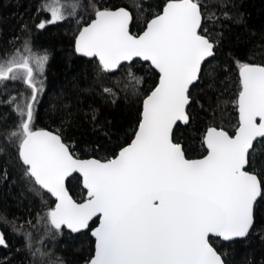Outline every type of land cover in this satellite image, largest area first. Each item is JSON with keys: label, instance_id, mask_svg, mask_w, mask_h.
<instances>
[{"label": "snow or ice", "instance_id": "obj_1", "mask_svg": "<svg viewBox=\"0 0 264 264\" xmlns=\"http://www.w3.org/2000/svg\"><path fill=\"white\" fill-rule=\"evenodd\" d=\"M77 7L78 0H45L38 12L48 11L50 18L36 27L75 15ZM129 20L124 8H97L80 29L75 50L98 57L101 73L117 70L134 57L151 61L158 70L159 82L143 100L130 144L103 162L79 160L58 135L32 130L35 103L43 90L38 77L48 55L35 52L30 40L23 42V53L17 49L0 60V82L19 81L31 90L30 97L21 93L7 101L20 117L7 139L18 142L25 175L56 198L55 207L41 218L49 233L55 235L62 226L78 232L94 217L99 219L92 233L95 254L87 264H225L209 243L210 235L224 241L245 238L255 222V204L264 196V181L245 170L254 140L264 138V66L239 64L235 135L209 127L202 142L207 155L189 160L182 146L173 143L171 132L177 122H188L189 86L198 80L202 62L213 55L214 44L198 32L199 2L167 0L138 36L130 34ZM128 80L137 88L141 83L131 71ZM104 92L114 94L110 88ZM76 171L87 190L82 203L64 186ZM25 235L31 249V234ZM0 247H7L2 232ZM32 254L42 259L47 255L39 248Z\"/></svg>", "mask_w": 264, "mask_h": 264}, {"label": "trees", "instance_id": "obj_2", "mask_svg": "<svg viewBox=\"0 0 264 264\" xmlns=\"http://www.w3.org/2000/svg\"><path fill=\"white\" fill-rule=\"evenodd\" d=\"M166 1L78 0L75 15L38 29L37 24L50 18V12H38L45 0H0V60L12 44H16L15 51L23 53L25 40H30L35 52L48 55L43 75L38 77L43 90L35 103L32 128L58 133L79 158L107 160L129 144L140 121L142 100L157 84L158 74L139 60L122 64L115 72L101 73L95 58L75 53L74 40L97 8L126 7L132 14L130 31L138 34ZM198 2L200 33L213 42L214 54L202 64L197 82L189 89L188 123L177 124L172 133L187 158L206 153L202 142L208 127L234 133L238 125L239 64L264 65V0ZM129 71L140 78L138 88L129 82ZM6 84L17 97L21 93L31 96L22 82ZM105 88L113 89L114 94H105ZM14 120L10 105H0V224L4 225L7 243V247H0V264H85L94 250L90 230L96 219L78 233L62 228L52 235L45 229L41 218L54 200L25 175L18 142L7 139L17 126ZM249 161L247 169L264 181V138L254 144ZM66 186L75 200L84 199L85 190L77 174L66 181ZM254 216V225L243 239L225 242L209 238L225 264H264V196L257 200ZM25 233L31 234V249ZM38 248L47 254L43 259L32 254Z\"/></svg>", "mask_w": 264, "mask_h": 264}, {"label": "water", "instance_id": "obj_3", "mask_svg": "<svg viewBox=\"0 0 264 264\" xmlns=\"http://www.w3.org/2000/svg\"><path fill=\"white\" fill-rule=\"evenodd\" d=\"M167 3V1L165 2V4ZM164 4V5H165ZM164 5H163V7H164ZM163 7H162V9H163ZM120 8H124V9H126L129 13H130V20H129V32H130V34L131 35H134V36H138V35H140V34H142L143 33V31L145 30V28H146V26H147V22L149 21V20H151L153 17H151L147 22H146V24H145V27H144V29L141 31V32H139L138 34H134V33H132L131 31H130V25H131V22H132V14H131V12L126 8V7H124V6H119V7H116V8H103V9H101V10H104V9H108V10H113V11H115V10H118V9H120ZM162 9H161V11H162ZM160 11V12H161ZM159 12V13H160ZM157 15V14H156ZM93 18H94V15H93ZM92 18V19H93ZM91 19V20H92ZM91 20L88 22V23H90L91 22ZM202 22V21H201ZM87 23V24H88ZM87 24H85V25H83L82 27H84V26H86ZM81 27V28H82ZM80 28V29H81ZM201 28V27H200ZM200 28L198 29V32H199V34L200 35H202V36H205V35H203V34H201L200 33ZM80 29H79V31H80ZM79 31H78V33H77V35L79 34ZM77 35H76V37H77ZM76 37H75V40H74V50H75V42H76ZM206 37V36H205ZM207 38V37H206ZM210 42H212V41H210ZM213 43V42H212ZM214 49V48H213ZM75 53L77 54V55H80V56H83V57H85V58H89V59H91V58H95L97 61H98V63H99V60H98V57H89V56H85V55H83L82 53H77L76 52V50H75ZM213 54H214V51H213ZM213 56V55H212ZM211 56V57H212ZM211 57H208V58H206V60H208L209 58H211ZM135 60H139V61H141V62H144V63H148L153 69H154V71L158 74V79H157V84H158V82H159V72H158V70L157 69H155V67L151 64V61H144L142 58H138V57H134L133 58V60L132 61H135ZM205 60V61H206ZM132 61H123V62H121V65L122 64H125V63H130V62H132ZM205 61H203L202 62V64L205 62ZM248 64H254V63H248ZM254 65H260V66H264V65H261V64H254ZM202 66V65H201ZM120 67V66H119ZM118 67V68H119ZM118 70V69H117ZM117 70H114V71H111V72H115V71H117ZM111 72H108V73H111ZM238 74H239V70H238ZM197 81H195V82H193V84L192 85H194L195 83H196ZM239 82H240V75H239ZM157 84L150 90V92L144 97V99L155 89V87L157 86ZM192 85H190L189 86V89H190V87L192 86ZM188 96H189V91H188ZM143 99V100H144ZM237 99H238V97H237ZM143 100H142V107H141V113H142V111H143ZM189 102H190V97H189ZM188 105H189V103L185 106V111H186V114L188 115V113H187V107H188ZM141 113H140V118H141ZM237 119H238V123H239V111H238V105H237ZM140 122V121H139ZM188 123V122H187ZM187 123H184V122H182V121H180V122H177L175 125H173V129H172V132H171V138H172V133H173V130H174V128L176 127V125L177 124H181V125H186ZM139 125V124H138ZM237 127H238V125H237ZM137 128H138V126H137ZM136 128V129H137ZM209 128V127H208ZM207 128V129H208ZM216 128V127H215ZM207 129H206V131H207ZM218 130H223V129H220V128H217ZM236 129V128H235ZM33 131H46V132H49V133H51V134H53V135H58L60 138H61V136L58 134V133H56V132H54V131H52V130H49V129H46V128H34V129H32ZM206 131H205V133H206ZM225 131V130H224ZM228 133V132H227ZM229 134V133H228ZM134 135H135V133H134ZM230 135V134H229ZM235 135V131H234V133L231 135V136H234ZM133 138H134V136H133ZM132 138V139H133ZM204 138V137H203ZM262 138H256L255 140H254V142H253V146H254V144L258 141V140H261ZM172 141H173V139H172ZM61 142L68 148V150H69V152H70V154L73 156V158L74 159H79V160H91V159H96V160H100V159H97V158H95V157H86V158H79V157H76V156H74L73 154H72V152L70 151V149H69V147H68V145L62 140V138H61ZM130 143H131V141H130ZM129 143V144H130ZM173 143H176V142H174L173 141ZM177 144H180V143H177ZM128 145V144H127ZM127 145H125V146H127ZM181 145V144H180ZM125 146H123V147H125ZM182 146V145H181ZM123 147H121V148H123ZM204 147H205V149H206V145H204ZM120 148V149H121ZM253 148V147H252ZM120 149L118 150V152L120 151ZM118 152L116 153V154H118ZM205 155H207V151H206V153L203 155V156H201V157H198V158H187L186 156V158L187 159H189V160H196V159H202ZM112 158H114V156L113 157H111V158H109V159H112ZM108 160V159H107ZM100 161H105V160H100ZM22 163V162H21ZM245 170L246 171H248V172H250V173H254V172H252V171H249L248 169H247V165L245 166ZM74 174H77L80 178H81V186H82V188L84 189V187H83V177H82V174L80 173V172H78V171H76V172H71L70 173V175L68 176V177H66L65 178V182H64V186H65V189L68 191V189H67V186H66V181L71 177V176H73ZM259 179V178H258ZM39 187V186H38ZM42 191H44L45 193H47V194H49L51 197H52V199L54 200V205H53V207L52 208H54L55 207V204H56V198L54 197V196H52L51 195V193L50 192H48L46 189H41ZM85 190V196H84V199L86 198V196H87V190L86 189H84ZM68 194L71 196V194L69 193V191H68ZM72 197V196H71ZM73 198V197H72ZM74 199V198H73ZM84 199L83 200H81V201H77V200H75L76 202H78V203H82V202H84ZM259 199V198H258ZM51 208V209H52ZM96 219V225L95 226H93V228H91V230H90V235H91V237L93 238V240H94V250H93V254H92V256L90 257V259L94 256V254H95V243H96V238L92 235V233H93V231L99 226V223H100V221H99V219L97 218V217H94L91 221H89V225H90V223L93 221V220H95ZM89 225H88V227H89ZM88 227L87 228H85V229H81L80 231H78V232H81V231H84V230H86V229H88ZM62 228H64L65 230H67V231H69V232H71V233H78V232H72L70 229H67V227L66 226H62ZM0 232H2V230H1V228H0ZM3 233V232H2ZM4 235V234H3ZM210 237H214V238H219V237H216L215 235H210ZM5 238V237H4ZM221 241H224L222 238H219ZM235 239H243V238H233L232 240H235ZM232 240H230V241H232ZM225 242H228V241H225ZM209 243H210V241H209ZM211 244V243H210ZM212 245V244H211ZM213 246V245H212ZM213 248H214V246H213ZM215 249V248H214ZM216 250V249H215ZM217 251V250H216ZM219 254V253H218ZM89 259V260H90ZM223 259V258H222ZM88 260V261H89ZM87 261V262H88ZM87 262L85 263V264H87Z\"/></svg>", "mask_w": 264, "mask_h": 264}, {"label": "rangeland", "instance_id": "obj_4", "mask_svg": "<svg viewBox=\"0 0 264 264\" xmlns=\"http://www.w3.org/2000/svg\"><path fill=\"white\" fill-rule=\"evenodd\" d=\"M7 1H10V0H7ZM15 46H16V44L15 45L14 44L10 45V47H9L10 49L6 52V54L4 56V59H7L9 55H11L12 53L15 52V48H16ZM9 81L11 82V80L0 82V105H10L11 111H12V113L15 116L14 123H16V125H18L20 123V117L18 116L17 112L14 111L15 105L7 103V101L10 99V97H13V96L17 97L16 93H13V91L11 90L10 84H8V85L6 84L5 85V83L9 82ZM31 128H32V126H31ZM32 129H34V128H32ZM0 225H1L0 228H1L2 232H3V234H4V237H5V232H4L5 228L3 227L4 225L3 224H0Z\"/></svg>", "mask_w": 264, "mask_h": 264}]
</instances>
